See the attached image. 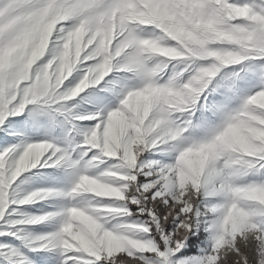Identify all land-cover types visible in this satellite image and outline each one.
Wrapping results in <instances>:
<instances>
[{
    "label": "snow or ice",
    "instance_id": "6c2138e0",
    "mask_svg": "<svg viewBox=\"0 0 264 264\" xmlns=\"http://www.w3.org/2000/svg\"><path fill=\"white\" fill-rule=\"evenodd\" d=\"M0 264H264V0H0Z\"/></svg>",
    "mask_w": 264,
    "mask_h": 264
}]
</instances>
